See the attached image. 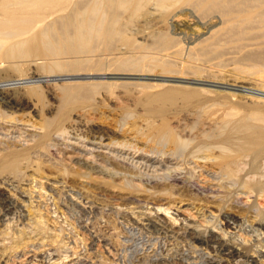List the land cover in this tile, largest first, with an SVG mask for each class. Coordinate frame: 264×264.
Masks as SVG:
<instances>
[{
    "label": "rangeland",
    "instance_id": "374dc122",
    "mask_svg": "<svg viewBox=\"0 0 264 264\" xmlns=\"http://www.w3.org/2000/svg\"><path fill=\"white\" fill-rule=\"evenodd\" d=\"M59 1L46 0L51 13L34 18L27 27L0 28V83L18 77L38 81L0 91V98L11 101L9 106L0 101V163L17 159L0 171V264H207L217 259L188 232H171L147 220L157 213L147 200L152 196L129 187L128 177L80 159L72 135L80 131L90 137L92 127L111 132L121 128L118 140L142 147L145 139L136 133L141 128L167 123L194 136L231 119L257 126L264 136V98L240 90L264 89V0H140L138 5L130 0L116 9L121 33L94 47L76 33L66 34L85 0ZM67 37L81 50L74 51ZM131 61H141L144 70H118ZM100 65L111 67V73ZM93 73L107 78L54 79ZM49 121H54V130L76 121V129L52 140L47 137ZM232 145L240 152L238 144ZM134 153L126 150L129 158L140 159ZM117 164L112 167L123 174L138 171ZM255 178L264 182L262 176ZM188 181L166 182L173 184L174 199L201 203L205 216L183 205L180 221L191 217L201 233L215 227L264 264V228L252 222L256 214L264 222V198L222 192V201L212 202L189 190ZM3 198L12 203L11 212L5 211ZM32 210L57 242L38 235L35 239ZM168 212L176 214V208L171 205ZM230 212L241 221L226 231L220 219ZM22 230L34 238L15 250L13 239Z\"/></svg>",
    "mask_w": 264,
    "mask_h": 264
},
{
    "label": "bare ground",
    "instance_id": "6f19581e",
    "mask_svg": "<svg viewBox=\"0 0 264 264\" xmlns=\"http://www.w3.org/2000/svg\"><path fill=\"white\" fill-rule=\"evenodd\" d=\"M82 3L83 7L78 9L72 17V19L75 21L74 25H72L71 28H66V34L74 35L76 33L77 38H86V40L94 47V44L97 42H101L102 40H106L112 36H115L116 34L121 33L122 29L119 30L116 28V24L120 19V14L116 9L128 6L130 0H85ZM136 3L138 5L140 0H137ZM49 13H51V11L46 7V0H0V28H8L9 26L15 27L16 25H18L16 29L27 27L32 23L34 18ZM71 29L73 32H69ZM67 42L71 45L70 47L74 51L81 50L73 46V37H67ZM100 66L101 70L108 69V67L105 65L104 68L102 65ZM144 67L145 66L141 61H131L120 64V66H118V70L126 72L143 71ZM88 68L89 67H87V69ZM100 69H98L99 72H102ZM110 69H108L109 73H111ZM89 70L92 69L89 68ZM168 71L172 72L171 70ZM75 78L99 80L106 79L107 77L104 75L95 74L87 76L80 75L79 77L65 76L54 79L63 81ZM22 79L24 78L18 77L13 81L4 83L1 82L0 91L5 89L6 86H17L20 84L29 85L30 83L37 81ZM38 80L42 81V79ZM164 81L166 82V80ZM110 84L115 85L118 84V82H110ZM96 88L99 87L96 86ZM240 90L264 98V89L242 86ZM0 101L6 104V106L11 104V101L8 99V97H2L0 98ZM225 120V123L223 122L222 126L220 125L221 127H217V129H211V127L207 128V130L203 129L201 133H198L194 136L191 135V131H187V129L172 127L167 123H162L157 127H152L153 125H151V127H147L146 129L141 128L138 129V131L136 130V133L143 136L145 139V145L142 147L138 146V144L134 143L133 141L118 140V136L122 135V132L119 133L121 128L117 131L115 130L111 132L107 129L92 127L90 129V132L92 133L90 137L85 136L79 130L78 134L76 133L77 137L74 135L72 136L75 139V144H77L76 146H78L76 148L78 150L77 154L80 159L85 158L84 160L86 161L91 160L93 163L99 164V167H103V169H105L107 172L109 171L108 173L111 172L116 176L118 175L123 178L126 177L125 180L129 178V187L143 190L147 192L145 195L149 194L152 196L147 200L149 203L154 204L153 209H156L155 211L157 213H154L153 211L152 214L147 215V220H149L152 224L160 225L161 227H167L168 230H171V232L186 231L190 237L195 240V242L198 241L200 243L206 244L209 247L210 253L214 254V256L217 258L214 260L210 259L207 264H260V259L258 256L250 253L243 244L233 241L230 242L227 240L225 237L226 234L215 231V227L211 229L207 228L205 232L201 233L202 231L199 230L197 224L193 223L194 221H192L191 217L189 218H191L192 222L189 221V218H185L186 222L184 220L180 221L182 220L180 215L183 205H186L191 209H195L198 214L203 217L205 216V211L203 209L204 207L200 205L201 203L198 204L195 203V201H189L191 198H180L179 200L174 199V191L171 188L173 185L171 182L176 183L189 180L191 182L189 183L191 184V189L188 187L189 190L195 192L196 195L205 194V196L207 195L208 197L213 198L212 202L222 201L220 200V197L223 196L220 195L222 192L232 193L236 197L244 194L248 197L253 195L264 198V182L255 178L256 176L264 177V136L256 128L257 126H252L247 123L233 122L230 121L231 119ZM75 122L72 121V123L68 124V126H65L61 123V126H59L61 128L54 130L52 129V127H56L54 126V121H49L47 126L49 127L47 137H50V139L54 140V138H58L59 136L61 137V135L63 136L66 132L68 133L75 130ZM87 125L88 124L83 126L87 128ZM65 127H72V129L68 131V128ZM242 131L244 132L242 136L243 139L239 140L240 137L238 136L239 134L242 135ZM150 143L151 145H147ZM234 143L235 145L238 144L237 148L240 150V152H234V147L233 149L230 148L232 144V146H234ZM69 145H71V143ZM131 149H134V154L139 153L140 159H136V161L134 157L130 156L129 158L126 156V150ZM15 162H17V159L16 157H13V159L0 163V171L8 169ZM111 162L114 164H126L132 166L138 171L137 173L135 172L136 174H128V172L123 174L122 172L115 171V168L112 167L114 164ZM108 165L111 167L108 168ZM244 165L247 167L249 166V169L246 174L242 176L241 171L247 169V167L244 168ZM183 173H185V176H188H182ZM252 177L253 179H251ZM185 178H188V180H185ZM256 181H260L263 184L259 185L258 182V185H255L254 182ZM185 185L186 184H184V186ZM182 192H184V190ZM182 195L185 196L186 194ZM171 205L176 208V214H169L168 211L171 209ZM3 206L6 209V212H11L13 210L12 203H10V201L6 198H3ZM260 208L262 207L260 206ZM255 209L258 210L259 208ZM217 210L218 212L220 211L224 213V211L220 208ZM151 212L152 211H150V213ZM249 212L251 211L249 210ZM30 214L32 217L30 219V226L32 227L31 232L35 233L33 235L35 236V239L36 235H38L40 236V239L48 237L53 238L51 239L53 242H57V238L55 239L53 234L50 235V233H53V231L50 232L51 230L46 227V224L41 216H37L38 213L35 210H32ZM235 216H237V218H235ZM258 216V214L254 215V220H252V222L257 227L264 228V222L261 219L259 220ZM240 218L241 217L238 215L230 212L227 214L225 213L224 216H221L220 220L225 221V230L228 231L231 228L236 229V225L239 223ZM32 238L34 237H32V235L25 230L19 231V233L13 239L14 245L12 248H18L21 244H29V241L32 240ZM36 240H38V238ZM4 254H6V252L2 253V255Z\"/></svg>",
    "mask_w": 264,
    "mask_h": 264
}]
</instances>
